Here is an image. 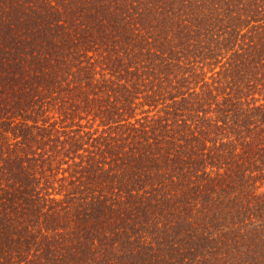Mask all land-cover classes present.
<instances>
[{
  "label": "trees",
  "instance_id": "16d2710c",
  "mask_svg": "<svg viewBox=\"0 0 264 264\" xmlns=\"http://www.w3.org/2000/svg\"><path fill=\"white\" fill-rule=\"evenodd\" d=\"M0 264H264V0H0Z\"/></svg>",
  "mask_w": 264,
  "mask_h": 264
}]
</instances>
